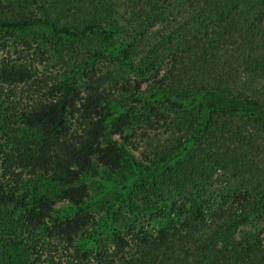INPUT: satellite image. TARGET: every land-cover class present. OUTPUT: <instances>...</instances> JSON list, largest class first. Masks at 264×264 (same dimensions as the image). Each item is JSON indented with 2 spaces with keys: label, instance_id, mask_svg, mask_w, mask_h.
Wrapping results in <instances>:
<instances>
[{
  "label": "trees",
  "instance_id": "1",
  "mask_svg": "<svg viewBox=\"0 0 264 264\" xmlns=\"http://www.w3.org/2000/svg\"><path fill=\"white\" fill-rule=\"evenodd\" d=\"M51 56L64 79L37 72ZM101 169L161 221L75 248L90 215L48 228L25 180L80 207ZM262 218L264 0H0V262H40L47 232L75 248L49 264H264L261 237L235 238Z\"/></svg>",
  "mask_w": 264,
  "mask_h": 264
},
{
  "label": "rangeland",
  "instance_id": "2",
  "mask_svg": "<svg viewBox=\"0 0 264 264\" xmlns=\"http://www.w3.org/2000/svg\"><path fill=\"white\" fill-rule=\"evenodd\" d=\"M33 58L36 61L37 72L46 78L56 75L64 79L65 75L72 70V67L67 64V60L58 59L57 56H51L44 63L39 62L36 57ZM142 153L145 152L140 150L133 154L136 161L140 164H143L144 161ZM106 172L101 169L97 175H88L81 179L80 183L85 184L88 189V197L80 207H76L64 200L60 188L58 189L57 186L47 181L41 180L40 182L38 179L25 180L27 189L31 193L38 189L37 194L40 191L43 192L53 203L52 218L51 221H48L47 227L54 222L65 221L81 211L90 215V224L81 233L79 240L76 241L75 248L89 249L93 248L92 245L97 243L107 246L114 230H126L128 225L134 224L133 222L151 229L157 227L161 221L160 217L162 215L160 211L163 210V206L160 201L152 208L146 206V200L143 201L145 202L143 204L139 198L142 195L136 189L129 187L130 185L128 186L129 188H124L123 182H121L123 181L121 177L125 180L123 176L119 175L109 178ZM144 196L142 198H147L148 195ZM151 197L150 199H154ZM254 235L261 237L264 241V218L238 228L235 238L240 239L244 236ZM41 243L43 244V256L40 258V262H35V258L30 253L26 254L21 251L14 252L10 260L16 261V264H49L50 259L54 263H62L73 255V250L75 249L74 247L70 248L61 244L55 237H49L47 232H45ZM8 263L10 262L7 259L0 262V264Z\"/></svg>",
  "mask_w": 264,
  "mask_h": 264
}]
</instances>
